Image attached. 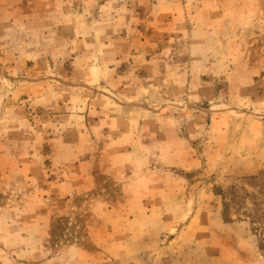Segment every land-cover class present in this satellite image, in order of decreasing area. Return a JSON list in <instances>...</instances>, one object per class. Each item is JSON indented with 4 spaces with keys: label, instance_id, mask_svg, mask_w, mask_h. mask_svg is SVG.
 Returning <instances> with one entry per match:
<instances>
[{
    "label": "rangeland",
    "instance_id": "rangeland-1",
    "mask_svg": "<svg viewBox=\"0 0 264 264\" xmlns=\"http://www.w3.org/2000/svg\"><path fill=\"white\" fill-rule=\"evenodd\" d=\"M255 196L264 0H0V264H264Z\"/></svg>",
    "mask_w": 264,
    "mask_h": 264
},
{
    "label": "trees",
    "instance_id": "trees-1",
    "mask_svg": "<svg viewBox=\"0 0 264 264\" xmlns=\"http://www.w3.org/2000/svg\"><path fill=\"white\" fill-rule=\"evenodd\" d=\"M221 195L224 199L222 217L225 221L232 220L233 206L241 207L242 205H246L248 197L251 196L249 192H245L242 195L238 190L231 191V195L228 198L226 197L227 192H221ZM244 215L250 218L253 229L258 235L259 249L264 259V200L261 197L255 196L252 212L246 211Z\"/></svg>",
    "mask_w": 264,
    "mask_h": 264
}]
</instances>
